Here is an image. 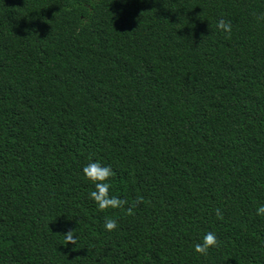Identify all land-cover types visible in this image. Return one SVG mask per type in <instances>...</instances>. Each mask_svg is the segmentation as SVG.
<instances>
[{"label": "trees", "instance_id": "16d2710c", "mask_svg": "<svg viewBox=\"0 0 264 264\" xmlns=\"http://www.w3.org/2000/svg\"><path fill=\"white\" fill-rule=\"evenodd\" d=\"M260 204L264 0H0V264H264Z\"/></svg>", "mask_w": 264, "mask_h": 264}, {"label": "clouds", "instance_id": "9594fccd", "mask_svg": "<svg viewBox=\"0 0 264 264\" xmlns=\"http://www.w3.org/2000/svg\"><path fill=\"white\" fill-rule=\"evenodd\" d=\"M216 28L222 30L224 33H229L232 25L230 22H225V20L220 19L216 22ZM81 171L84 177L92 184L93 190H91L88 195L98 210L120 209L125 206L124 199L112 195L110 192V178L113 176V169L111 166L102 164L99 160H90L87 164L82 166ZM127 211L131 212L132 209L128 208ZM256 215L264 216V204H260L256 207ZM216 216L217 218L221 217L219 209L216 210ZM116 227L117 220L106 216L103 223L104 230L111 232L116 229ZM65 239L68 243H74L75 237L72 235V231H68L65 234ZM217 242L216 234L212 231H207L200 238L199 242L193 245V251L205 255L210 248L217 245Z\"/></svg>", "mask_w": 264, "mask_h": 264}]
</instances>
